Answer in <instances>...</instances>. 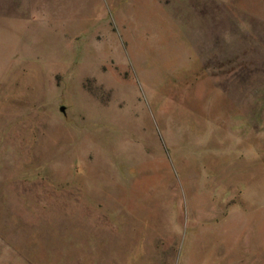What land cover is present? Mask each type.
I'll return each instance as SVG.
<instances>
[{
  "label": "rangeland",
  "instance_id": "obj_1",
  "mask_svg": "<svg viewBox=\"0 0 264 264\" xmlns=\"http://www.w3.org/2000/svg\"><path fill=\"white\" fill-rule=\"evenodd\" d=\"M0 264H264V0H0Z\"/></svg>",
  "mask_w": 264,
  "mask_h": 264
},
{
  "label": "water",
  "instance_id": "obj_2",
  "mask_svg": "<svg viewBox=\"0 0 264 264\" xmlns=\"http://www.w3.org/2000/svg\"><path fill=\"white\" fill-rule=\"evenodd\" d=\"M61 110H64V107L63 106L61 107Z\"/></svg>",
  "mask_w": 264,
  "mask_h": 264
}]
</instances>
